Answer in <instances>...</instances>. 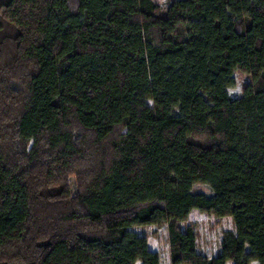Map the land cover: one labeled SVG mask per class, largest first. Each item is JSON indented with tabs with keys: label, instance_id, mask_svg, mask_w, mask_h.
Returning a JSON list of instances; mask_svg holds the SVG:
<instances>
[{
	"label": "trees",
	"instance_id": "16d2710c",
	"mask_svg": "<svg viewBox=\"0 0 264 264\" xmlns=\"http://www.w3.org/2000/svg\"><path fill=\"white\" fill-rule=\"evenodd\" d=\"M162 224L170 264H264V0L0 3V264H163Z\"/></svg>",
	"mask_w": 264,
	"mask_h": 264
},
{
	"label": "rangeland",
	"instance_id": "374dc122",
	"mask_svg": "<svg viewBox=\"0 0 264 264\" xmlns=\"http://www.w3.org/2000/svg\"><path fill=\"white\" fill-rule=\"evenodd\" d=\"M9 0H0V3H6ZM159 7V13L163 14L166 6L170 3L171 0H153ZM235 78V85L231 88H228V93L232 96H239L243 88L251 82L250 75L247 73L236 70L233 73ZM27 149L30 148L31 142L26 144ZM74 186V183L72 181ZM194 191L209 193V188L204 184L194 185ZM195 226L198 231V242L200 248L204 252L213 253L217 251L218 247V237L221 234L224 227H227V224L220 220H216L214 217L202 213L197 220H195ZM147 235L148 247L152 251H157L160 253L163 264H170L169 257V246L167 240V229L166 225H150L144 229ZM135 264H140L137 261ZM230 264V263H228ZM256 264V263H252Z\"/></svg>",
	"mask_w": 264,
	"mask_h": 264
}]
</instances>
